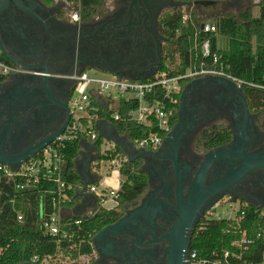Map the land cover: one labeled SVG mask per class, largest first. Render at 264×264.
<instances>
[{"label": "flooded vegetation", "instance_id": "af4514ba", "mask_svg": "<svg viewBox=\"0 0 264 264\" xmlns=\"http://www.w3.org/2000/svg\"><path fill=\"white\" fill-rule=\"evenodd\" d=\"M188 1L103 0L93 11L82 2V19L74 22L73 6L64 0H0V50L15 67L0 81V155H21L67 122L76 75L89 71L134 80L161 67L165 46L173 41L164 18L192 7L185 5ZM209 1L215 4L193 5L195 12L215 14L224 8L241 13L254 0ZM45 73L47 78L40 77ZM242 94L205 83L181 98L158 149L146 150L150 153L134 162L141 163L139 171L148 178L144 193L93 236L90 254L59 256L57 262L170 264L184 238L201 229V213L214 198L203 203L191 226L188 217L180 229L189 194L201 191L197 175L205 154L227 153L206 173V189L251 159L264 158V111L251 109ZM221 194V201L264 208V165L255 164Z\"/></svg>", "mask_w": 264, "mask_h": 264}, {"label": "built area", "instance_id": "2783aa9c", "mask_svg": "<svg viewBox=\"0 0 264 264\" xmlns=\"http://www.w3.org/2000/svg\"><path fill=\"white\" fill-rule=\"evenodd\" d=\"M73 6V12L70 18L74 22L82 19L81 4L84 0L68 1ZM194 7L183 12L184 27H192L194 34L189 37L190 51L188 66L183 69L184 61L179 55L175 60L168 59L164 67H160L154 76L150 79L137 81L122 79L116 76L98 74L89 71L82 72L74 77L76 81V91L71 101V122L66 131L60 135L54 142L46 146L41 152L30 157L23 162L21 166L14 170L7 165L0 164V177L9 181H14L17 191H27L39 187H44L41 192L51 195V212L47 213L44 209L41 211L42 229L45 233L58 238L59 243L72 242L74 235L81 230L82 220L76 219L67 222L62 217V211L65 205L71 201L69 191L72 186L68 185L63 175V152L67 145L82 137H89L93 141H99L100 137L94 128V122L101 119L100 113H105L108 118L115 122L134 124L145 129L146 135L137 137L134 141L130 140L137 149L155 151L161 144V141L168 135L171 128V121L174 118L179 107L182 92L187 83L192 80L205 77L217 76L232 80L239 88L244 86L263 88L252 83H246L225 72V65L221 62L223 57L219 51L217 25L197 15L196 22L193 17ZM181 32L177 31V35ZM200 34L208 35L203 40L199 39ZM217 37V49L214 51L212 38ZM223 38V37H222ZM15 67L4 60L0 50V79L8 78ZM104 99V102L101 100ZM122 106L127 109L120 112ZM106 142V141H105ZM99 159L93 162V171L99 176L100 182L103 177L99 175L101 164L109 163L115 171L114 176L121 179L120 169L128 161L127 156L117 154L114 156L116 146L109 145L108 142L101 144ZM107 159L101 161L100 157ZM113 189L109 193L107 190L100 191L97 185L88 186V191L96 195L97 199L104 207L108 200H115L120 189ZM233 203L229 200H225ZM224 201L216 204L204 217V221H233L235 222L234 232L238 235L234 246L238 248L239 253L231 254L225 252L221 258H204L197 251L190 250L187 262L188 264H231L230 259H241L247 252L254 240L249 236L248 231L243 228V214L239 215L242 205L238 204V210L235 217L218 215L217 209L223 205ZM95 212L90 213L86 218H90ZM264 217V210L261 215ZM18 221L22 222L24 216L22 212L17 214ZM260 236V235H259ZM258 236V237H259ZM61 256V255H60ZM214 256H217L214 254ZM63 258V256H61ZM58 259L56 256H47L43 260L34 257L32 264H49Z\"/></svg>", "mask_w": 264, "mask_h": 264}, {"label": "trees", "instance_id": "16d2710c", "mask_svg": "<svg viewBox=\"0 0 264 264\" xmlns=\"http://www.w3.org/2000/svg\"><path fill=\"white\" fill-rule=\"evenodd\" d=\"M102 2L103 0H84L83 6L93 11ZM258 7V16H254L252 9L247 8L238 15L226 13L215 16L212 20L217 25L218 34L226 40L225 48L219 51L223 57L221 62L225 65V72L246 83L262 86L263 88L244 86L243 92L251 109L264 111V2ZM183 11V9H178L168 13L164 18L163 24L170 30V37L173 41L165 46L161 67H164L168 59L175 60L177 55L184 61L183 69L188 66L191 44L189 37L194 32L191 26L184 27ZM197 15L196 12L193 13L196 22L199 21ZM178 30L181 32L179 35H177ZM207 37L206 34H200L199 39L203 40ZM212 46L215 51L217 49V37L215 36L212 38ZM3 80L0 79V81ZM126 109L122 106L120 112ZM100 115L101 118H108L105 113H100ZM113 122L118 132L127 134L132 141L146 135L145 129L137 125ZM101 142L102 139L98 141L99 154ZM79 153V140L69 143L63 152L64 180L72 186V190L69 191L71 201L65 207L74 205V192L80 183L75 171V160ZM117 154L125 156L118 147H116L114 156ZM103 159L107 157L101 156L99 161ZM140 164L139 162L134 164L127 162L120 169L124 180L115 198L116 208L98 207L92 217L80 218L83 221L80 232L76 228L77 232L73 241L62 243L42 229L41 211L43 209L47 213L52 211V197L41 192L44 187L17 191L14 181L0 177V264L31 262L36 256L43 260L47 256L58 254L65 260L67 257L77 259L81 255L90 254L93 236L106 225L120 219L123 215L121 210L136 201L146 190L148 178L139 171ZM18 212L23 213L22 222L17 219ZM262 213L263 210L256 206L242 205L239 215L244 216L243 228L248 231L254 242L241 259L231 258V264H262L264 262V217H261ZM71 221L74 220L67 222ZM235 225L233 221H204L201 229L192 238L190 250L197 251L200 256L208 259L221 258L225 252L239 253L238 248L234 246L238 239V235L234 232Z\"/></svg>", "mask_w": 264, "mask_h": 264}, {"label": "water", "instance_id": "95a60500", "mask_svg": "<svg viewBox=\"0 0 264 264\" xmlns=\"http://www.w3.org/2000/svg\"><path fill=\"white\" fill-rule=\"evenodd\" d=\"M212 4H215V2L209 1V0H195V1L190 0L187 3H185V5H187V6H193V5L207 6V5H212ZM159 68H160V65L158 66L157 69H155L149 75H147L143 78L134 79V80L142 81V80L150 79L154 76V74L158 71ZM40 75H41L40 77H42V78H47V73L40 74ZM205 83H209L212 86H218V85L227 86V88L238 93L241 97H244L242 94L243 93L242 89L238 88L236 83L233 82L232 80L224 78V77L205 76L202 78L195 79V80L191 81L188 85H186L183 92H182L181 98L182 99L187 98V96L191 93L193 88H195L198 85L205 84ZM70 121H71V115H70V113H68L67 122L61 128H59L53 134L49 135L47 138L42 140L39 144H37L36 146H34L33 148L24 152L21 155H18L15 157H4L3 155H0V164L7 165V166L11 167L12 169L17 170L23 162L27 161L30 157L35 156L36 154L41 152L46 146H48L49 144L54 142L60 135H62L66 131V129L68 128ZM97 143H98V141H96L95 143H93L91 145L92 148L94 149V151H97ZM118 145H120V147L124 150L126 156L128 157V160H130L129 161L130 164L134 163L136 161V159H144V157L148 153H150L149 151H146V150L137 149V147L134 145V143H132L127 138H123L122 143H120ZM226 155H227V153L221 151V149L210 150L205 154V158H204V160L200 166V170H199L198 175H197V181L200 184V187H201L200 190L201 191L195 195H193L192 193L189 194L187 206H186L185 210H183V212L180 213V216L183 219H181L179 221V224H181L182 220L184 222V225L182 224L180 229H182L185 226V220L188 217H189V221H190V223H188L189 226L192 225L194 220L196 221V219L199 216L198 212L201 209L203 203L207 199L209 200L211 197H214L212 199L211 203L209 204V206L202 211V213H201L202 218L206 215V213L212 207H214L216 204H218L221 201V199L225 196V194H221V191H223V189L230 187L231 185L236 183L241 177H243L246 173H248V171H250L252 168H254L255 164L260 163V164L264 165V158H262V157L257 159V160L251 159L249 162H246L245 164H243L242 167L235 170L233 173L228 175L226 178L221 179L217 183L211 184L210 187L207 189L204 188L203 187V181H204L205 175L209 171L211 165ZM95 159L96 160L99 159V155H96L94 160ZM76 164H77V161H76ZM87 188H88V184H85L84 185V191L85 192H87L86 191ZM179 190H180V184L178 187V192H179ZM256 207L264 210L263 207H260V206H256ZM202 218H201V220H202ZM192 238H193V235L192 236L190 235V237H188V238L185 237L184 240L178 245V249H177L178 255L175 257V259H172L170 264H188L187 259H188V255L190 252V245H191ZM181 248L186 249L187 252H183V250H181Z\"/></svg>", "mask_w": 264, "mask_h": 264}, {"label": "crops", "instance_id": "0c3cea01", "mask_svg": "<svg viewBox=\"0 0 264 264\" xmlns=\"http://www.w3.org/2000/svg\"><path fill=\"white\" fill-rule=\"evenodd\" d=\"M101 101L104 102V99H102ZM94 128L98 133L100 139H102L101 142L102 144L106 142H108L109 145L114 144L116 147L120 148L124 152V150L118 144L122 143L123 138L129 139V137L127 134H120L116 128L115 123L110 118H101L99 120H96L94 122ZM95 142L96 141H93L89 137H82L79 140L80 153L77 159L75 160V171L79 176L80 183L74 192L75 193L74 205L72 207L63 208L62 217L66 221L76 220L82 217L86 218L90 215V213L96 212L98 207H103L95 194L90 193L88 189L86 190L87 192L84 191L85 184H88V186L94 184L99 186L100 184L99 176L96 175L93 171V166H92L93 163L90 166L91 162L96 161V159L94 160L95 156L99 155L98 143H97V151H94V149L91 146ZM110 204L113 205L110 206V208L107 207V205ZM116 206H117V201L108 200L107 204H105L104 207L107 209H114L116 208Z\"/></svg>", "mask_w": 264, "mask_h": 264}, {"label": "rangeland", "instance_id": "374dc122", "mask_svg": "<svg viewBox=\"0 0 264 264\" xmlns=\"http://www.w3.org/2000/svg\"><path fill=\"white\" fill-rule=\"evenodd\" d=\"M263 1L264 0H254L253 3L250 5V8L252 9L254 16H258V14H259V7L258 6ZM183 10L188 11L189 8H186ZM194 12H195V9H194ZM226 13H233V14L237 15V14H239V11H237L235 9L219 8L217 10V13H215V14H205L204 13V15H203V13H201V15H200V13H198V15H200V16L204 17L205 19H208L209 21L213 22L214 20H212V19H214L215 16L226 14ZM218 44H219L220 48H225L226 40L224 38L220 37V38H218ZM113 171H115V170L112 167H110L109 163L103 162L101 164V169H100L99 175L101 177H103V180L100 182V184L98 186L100 191L107 190V192L109 193L113 189H117L119 187L121 179L124 180L123 177H121V179H120L119 176H117V175L114 176ZM112 205L113 204L107 205V207L110 208V206H112ZM230 205H231L230 203H227V201H224L223 205L217 209L216 213L218 215H221V216L235 217L239 205L233 204L232 207ZM58 259H59V255H58ZM52 262L59 263V262H57L56 259ZM262 264H264V262Z\"/></svg>", "mask_w": 264, "mask_h": 264}]
</instances>
